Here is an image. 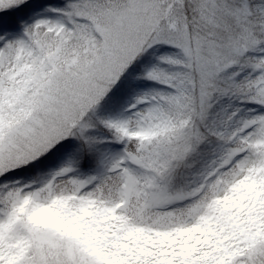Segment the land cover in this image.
Here are the masks:
<instances>
[{"label":"snow or ice","instance_id":"snow-or-ice-1","mask_svg":"<svg viewBox=\"0 0 264 264\" xmlns=\"http://www.w3.org/2000/svg\"><path fill=\"white\" fill-rule=\"evenodd\" d=\"M0 264H264V0H0Z\"/></svg>","mask_w":264,"mask_h":264}]
</instances>
